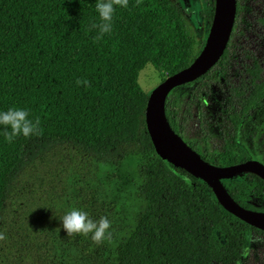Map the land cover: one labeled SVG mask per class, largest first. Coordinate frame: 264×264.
<instances>
[{
	"label": "trees",
	"instance_id": "16d2710c",
	"mask_svg": "<svg viewBox=\"0 0 264 264\" xmlns=\"http://www.w3.org/2000/svg\"><path fill=\"white\" fill-rule=\"evenodd\" d=\"M200 17L208 30L213 0ZM96 0H0V111L27 109L42 134L4 140L0 126V264H239L258 229L226 211L200 178L154 150L144 123L147 94L138 72L152 66L160 80L197 55V40L174 0H129L113 29L94 41ZM235 16L226 46L190 88L182 114L169 98L166 119L205 161L230 165L250 158L241 123L264 99L254 56L247 82L223 83L220 109L227 143L210 150L183 136L191 108L206 102L211 72L220 78L233 54ZM259 22L264 25V19ZM77 79L90 86L77 85ZM197 111V112H198ZM185 114V115H184ZM202 115V114H201ZM201 120V119H200ZM206 119L199 123L206 135ZM264 163V155L260 157ZM220 183L243 207L264 204V181L242 172ZM70 208L111 221V241L68 236L61 219Z\"/></svg>",
	"mask_w": 264,
	"mask_h": 264
},
{
	"label": "rangeland",
	"instance_id": "374dc122",
	"mask_svg": "<svg viewBox=\"0 0 264 264\" xmlns=\"http://www.w3.org/2000/svg\"><path fill=\"white\" fill-rule=\"evenodd\" d=\"M182 10V15L191 27L197 40L204 39L207 30L200 17V11L205 8V0H174ZM240 14L234 32V49L225 73L219 79L211 72L209 93L203 107L198 111L190 109L184 124L183 136L187 140H196L210 150H218L227 143V127L224 125V115L220 109L221 82H232L238 79L240 65L244 60V52H250L261 64V75L264 77V25L259 19H264V0H239ZM245 57V56H244ZM160 81V77L152 66L146 64L137 75V83L144 93L148 92ZM188 88L175 87L169 94L170 100L177 108L179 114L185 107ZM198 111V112H197ZM202 114V115H201ZM185 115V114H184ZM206 119L207 130L205 136H200L199 123ZM243 142L252 153L250 158L261 161L264 155V106L250 115V119L242 124ZM184 140V139H183ZM185 141V140H184ZM262 162V161H261ZM256 207L263 206L262 199L253 203ZM239 264H264V236H254L248 246L244 257Z\"/></svg>",
	"mask_w": 264,
	"mask_h": 264
},
{
	"label": "water",
	"instance_id": "95a60500",
	"mask_svg": "<svg viewBox=\"0 0 264 264\" xmlns=\"http://www.w3.org/2000/svg\"><path fill=\"white\" fill-rule=\"evenodd\" d=\"M235 6L236 0H213L212 18L201 49L188 65L166 75L148 92L144 123L152 146L161 158L204 181L226 211L264 230V211L241 206L220 183V179L231 178L242 172H251L264 181V163L252 158L230 165H215L205 161L173 131L164 112L165 98L171 89L194 80L218 60L232 29Z\"/></svg>",
	"mask_w": 264,
	"mask_h": 264
},
{
	"label": "clouds",
	"instance_id": "9594fccd",
	"mask_svg": "<svg viewBox=\"0 0 264 264\" xmlns=\"http://www.w3.org/2000/svg\"><path fill=\"white\" fill-rule=\"evenodd\" d=\"M142 0H136L139 5ZM129 0H96L95 11L98 22H93L89 31L95 30L94 41L103 39L106 34H110L113 29V18L117 8H128ZM76 84L90 86L89 81L77 79ZM30 113L27 109L16 106L9 107L6 111H0V126H3V133L6 143H12L17 137L29 138L33 135L42 134L40 119L29 118ZM61 226L68 236L83 235L89 236L94 244L100 245L103 242L111 241L112 232L111 221L107 217H100L98 220L90 218L86 211L78 208H70L61 219ZM6 239L3 232H0V241Z\"/></svg>",
	"mask_w": 264,
	"mask_h": 264
},
{
	"label": "flooded vegetation",
	"instance_id": "af4514ba",
	"mask_svg": "<svg viewBox=\"0 0 264 264\" xmlns=\"http://www.w3.org/2000/svg\"><path fill=\"white\" fill-rule=\"evenodd\" d=\"M259 20H260V19H259ZM244 56H245V54H244ZM244 56H243V58H244L245 61H243V62L241 63V65H240V72H239V76H238L237 81H238V80H243L244 82H247V79H246V77H247V73H245V71H244V65H246V62H249V59H248L246 56H245V57H244ZM254 60L257 62V66H258V68H259L258 76H259V78H260L261 80L264 81V77L261 75V64H260V62L258 61V59H256L255 57H254ZM228 65H229V64H228ZM228 65H227V66H228ZM227 66H226V68H227ZM223 83H229V81L221 82V84H223ZM222 91H223V87H222ZM207 96H208V95H207ZM224 98H225V94H224L223 92H221V94H219V98H218V100H220L221 102L225 103V102H224ZM263 106H264V99L258 104L257 107H255L254 109H251V110L249 111L248 116H246V117L243 118L242 123H241V128H242V124H243V122H244L245 120L250 119V115H252L253 112H256L257 110H259V109H260L261 107H263ZM242 132H243V130H242ZM243 134H244V133H243Z\"/></svg>",
	"mask_w": 264,
	"mask_h": 264
}]
</instances>
